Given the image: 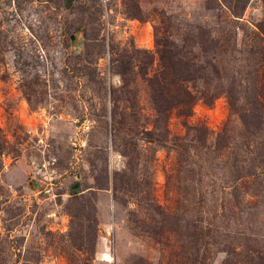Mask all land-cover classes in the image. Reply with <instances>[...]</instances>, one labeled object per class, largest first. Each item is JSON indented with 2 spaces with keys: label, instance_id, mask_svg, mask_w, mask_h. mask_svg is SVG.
<instances>
[{
  "label": "rangeland",
  "instance_id": "rangeland-1",
  "mask_svg": "<svg viewBox=\"0 0 264 264\" xmlns=\"http://www.w3.org/2000/svg\"><path fill=\"white\" fill-rule=\"evenodd\" d=\"M0 264H264V0H0Z\"/></svg>",
  "mask_w": 264,
  "mask_h": 264
},
{
  "label": "water",
  "instance_id": "water-1",
  "mask_svg": "<svg viewBox=\"0 0 264 264\" xmlns=\"http://www.w3.org/2000/svg\"><path fill=\"white\" fill-rule=\"evenodd\" d=\"M75 40H76V34H72L71 35V43H72V46L74 45Z\"/></svg>",
  "mask_w": 264,
  "mask_h": 264
},
{
  "label": "trees",
  "instance_id": "trees-1",
  "mask_svg": "<svg viewBox=\"0 0 264 264\" xmlns=\"http://www.w3.org/2000/svg\"><path fill=\"white\" fill-rule=\"evenodd\" d=\"M157 96V95H156Z\"/></svg>",
  "mask_w": 264,
  "mask_h": 264
}]
</instances>
